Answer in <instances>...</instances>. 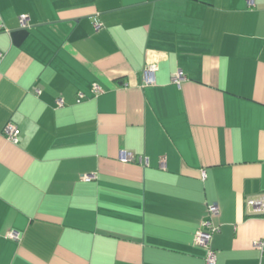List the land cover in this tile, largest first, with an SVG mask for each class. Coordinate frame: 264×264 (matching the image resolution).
<instances>
[{
    "label": "crops",
    "instance_id": "crops-1",
    "mask_svg": "<svg viewBox=\"0 0 264 264\" xmlns=\"http://www.w3.org/2000/svg\"><path fill=\"white\" fill-rule=\"evenodd\" d=\"M260 193L264 0H0V264H258Z\"/></svg>",
    "mask_w": 264,
    "mask_h": 264
},
{
    "label": "built area",
    "instance_id": "built-area-1",
    "mask_svg": "<svg viewBox=\"0 0 264 264\" xmlns=\"http://www.w3.org/2000/svg\"><path fill=\"white\" fill-rule=\"evenodd\" d=\"M248 5L253 4V0H246ZM19 21L20 25L25 26L27 24L26 20L27 17L25 14H20ZM99 23H95V27H98ZM156 65L153 63H148L143 67V81L144 83H152L153 82V71H155ZM185 76L180 70H175V72L172 74L171 79L173 83H176L179 85L181 83V80H183ZM93 90L98 91L100 88L97 87V84H93ZM35 91H38V89H35ZM79 97L82 96V94H78ZM58 105L62 104L61 98H57L55 100ZM2 133L5 135L6 139H9L10 141H16V137H18L19 128L16 126V124L10 120H8L3 126H2ZM130 154H122L119 159L124 161L131 160ZM141 160V159H139ZM95 178V174L93 173H84L81 175V179L83 180H90ZM245 205L247 206V209L251 213H258L264 216V193H260L255 196H249L245 199ZM218 207L215 203H209L207 204L206 208V217L201 221L200 227L195 231L193 236V241L196 244L202 245L206 248V255L204 258L203 264H214L216 261V254L213 251L212 248L209 247L210 238L212 237V234L218 230V227L212 222V217L214 214H217ZM9 236L15 237L14 232H9ZM252 245L257 248L259 251V259L258 264H264V239L258 238L252 242Z\"/></svg>",
    "mask_w": 264,
    "mask_h": 264
}]
</instances>
